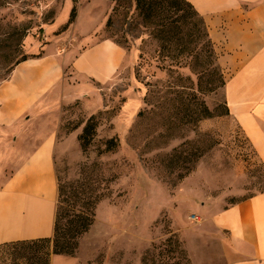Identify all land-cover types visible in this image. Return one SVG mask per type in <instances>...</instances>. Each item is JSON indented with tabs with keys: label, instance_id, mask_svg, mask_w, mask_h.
<instances>
[{
	"label": "rangeland",
	"instance_id": "374dc122",
	"mask_svg": "<svg viewBox=\"0 0 264 264\" xmlns=\"http://www.w3.org/2000/svg\"><path fill=\"white\" fill-rule=\"evenodd\" d=\"M136 1L0 0V83L30 52L63 33L74 6L77 13L78 5L87 12L92 5L89 28L103 29L96 36L124 47L134 62L111 83L96 86L92 100L58 114L61 225L92 211L91 227L72 239L76 254L82 243L83 260L207 264L197 258L204 221L199 210H221L263 192L264 168L226 111L225 71L200 18L165 28L160 40V27L145 22ZM107 3L112 9L102 28ZM55 21L62 25L53 33L48 28ZM70 38L57 44L70 47ZM89 122L95 132L84 150ZM42 248L41 256L52 251Z\"/></svg>",
	"mask_w": 264,
	"mask_h": 264
},
{
	"label": "crops",
	"instance_id": "0c3cea01",
	"mask_svg": "<svg viewBox=\"0 0 264 264\" xmlns=\"http://www.w3.org/2000/svg\"><path fill=\"white\" fill-rule=\"evenodd\" d=\"M204 20L225 71L226 109L264 168V0H187ZM103 18L111 11V3ZM78 5L69 30L30 52L0 83V246L54 236L58 156L64 149L58 114L87 103L134 62L124 47L96 36L92 5ZM61 23L49 26L58 32ZM52 33V35H53ZM67 36L73 42L57 44ZM54 42V44H53ZM56 44V45H55ZM8 167L9 170H8ZM197 258L207 264H264V191L217 210H199ZM54 255L51 264H98ZM106 264V263H103ZM108 264V263H107Z\"/></svg>",
	"mask_w": 264,
	"mask_h": 264
},
{
	"label": "trees",
	"instance_id": "16d2710c",
	"mask_svg": "<svg viewBox=\"0 0 264 264\" xmlns=\"http://www.w3.org/2000/svg\"><path fill=\"white\" fill-rule=\"evenodd\" d=\"M136 9L138 12H140L141 16H143V19L147 24L153 23V25L160 27L156 32V38H159L160 40H165V35L167 34V30L165 28H168L171 25H176V27H179L177 26L178 23H183L186 21V18L190 17L200 18L199 23L204 25L208 37L207 26L204 23L203 18L197 13V11L187 0H137ZM180 12H183L184 15L178 16V19L173 18ZM76 17V7L74 6L70 11L69 21L63 28V31L68 30L69 25L75 21ZM156 17L159 19L157 23L154 21ZM166 22H169L170 24L167 26ZM23 61H26V59ZM94 132L95 130L93 124L89 122L84 129L83 136L81 137V145L84 150H86L88 147L90 138ZM58 190V200L60 203V201L62 202V197L65 195V192L59 186ZM62 217L63 216H61V213L59 214V210L56 211V221L53 232L54 236L52 238L5 243L4 245L0 246V259H2L4 262L6 260L7 264H51L49 258L50 255H65L74 257L78 247L75 242H72V239H77V237L88 231L93 223V213L91 211L90 217L77 214L74 216L75 221L73 223L70 222L66 228H63L61 225ZM172 242V238L168 239V243ZM175 244L177 245L178 243L175 242ZM48 245H50L52 248L51 253L41 256L43 249L42 247ZM33 248V253L29 256L19 254V251L23 249L26 250ZM143 264H146V260L144 259Z\"/></svg>",
	"mask_w": 264,
	"mask_h": 264
}]
</instances>
